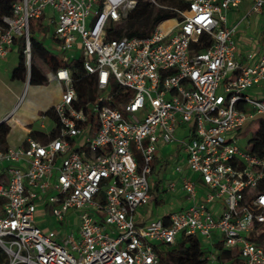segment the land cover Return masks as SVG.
<instances>
[{
  "label": "built area",
  "instance_id": "2783aa9c",
  "mask_svg": "<svg viewBox=\"0 0 264 264\" xmlns=\"http://www.w3.org/2000/svg\"><path fill=\"white\" fill-rule=\"evenodd\" d=\"M175 2L15 0L2 18L0 60L22 39L28 81L31 24L50 15L64 59L79 51L97 95L75 105L69 69L50 70L47 81L60 88L47 109L53 134L44 143L0 141V264H160L158 251L183 237L198 238L211 264L221 250L237 253L242 264H264V156L248 142L242 150L232 136L264 116V97L246 94L264 83V47L239 63L227 12L242 0ZM249 2L244 17L264 12V0ZM140 4L170 17L147 36L113 37ZM167 20L173 23L162 27ZM23 97L1 123L9 124ZM181 126L186 169L202 186L180 174L189 204L141 223L136 210L150 199L156 146L173 141ZM167 189L176 192L175 183ZM46 215L57 229L37 224Z\"/></svg>",
  "mask_w": 264,
  "mask_h": 264
},
{
  "label": "crops",
  "instance_id": "0c3cea01",
  "mask_svg": "<svg viewBox=\"0 0 264 264\" xmlns=\"http://www.w3.org/2000/svg\"><path fill=\"white\" fill-rule=\"evenodd\" d=\"M250 6L249 0H242L238 9L230 10L227 12V25L236 26L234 33V40L237 43V59L240 64L246 62V54L253 52L255 55L264 47V36L260 40L251 38L252 32L248 29L250 25H256L259 22L261 14H255L249 21L248 18L253 14L244 17L248 12ZM240 8V9H239ZM53 17L50 15L41 17L33 23L43 26H53ZM41 29L34 31V36L40 41L43 37ZM51 38L56 44L57 42L52 37H48V41L44 46L50 49L52 42ZM57 51L61 52L58 44ZM19 50L18 41L15 42L9 49L7 54L0 60V122L2 119L10 114L16 107L18 99L25 95L29 90L35 94L31 103L18 112L20 104L16 109L14 115L9 120V132L6 136V146H18L25 140L26 137H32L37 141L44 143L53 134L54 120L45 115V110L52 107L59 100L60 88L56 82H48L46 85H30L29 79L25 81L16 80L12 77L13 70L19 63ZM51 69L49 68L48 71ZM48 71H45L47 73ZM51 83L53 87L46 89V86ZM35 89L37 91H32ZM41 89V90H40ZM253 95H264V83L258 87H253L249 90ZM49 121H48V119ZM46 119L50 122V127L46 124ZM39 124L36 126V124ZM16 126V127H15ZM30 132L34 133V137L30 136ZM233 134V133H232ZM187 135L185 127H179L174 134V140L169 143L159 142L156 146V152L150 165V174L155 175L157 182L149 184L150 199L147 204L137 208L136 220L139 222H147L151 219L161 218L166 214L171 213L173 206L171 200L175 197L179 199L180 208L182 209L189 204L187 195L181 190L180 178L184 175L186 178L191 179L198 187H201L199 176L186 169L185 166V153L179 146V141ZM238 139V135L234 134ZM181 166L182 172H177L176 167ZM174 182L176 185V192H170L167 185ZM140 209V210H138Z\"/></svg>",
  "mask_w": 264,
  "mask_h": 264
},
{
  "label": "trees",
  "instance_id": "16d2710c",
  "mask_svg": "<svg viewBox=\"0 0 264 264\" xmlns=\"http://www.w3.org/2000/svg\"><path fill=\"white\" fill-rule=\"evenodd\" d=\"M15 0H0V23L2 18L11 15V6ZM169 3H176L175 0H168ZM170 17L168 14L156 13L153 8L146 4H140L135 11L130 15L127 27L125 30H118L112 33L113 37L126 36H147L156 21ZM141 28H139V26ZM138 26V27H137ZM36 29H42L40 24H31L30 29V43H31V60L29 68V84L30 85H46L47 78L45 71L41 65L47 66L55 71L58 68L66 67L71 73V80L76 91L75 105L84 106L92 103L97 95V89L94 84V79L88 75L83 68V58L72 59L66 61L62 57L53 55L42 42L34 36ZM23 40H18L19 63L13 70L12 77L16 80H26V67L24 64V57L22 54ZM203 45L199 49H204ZM38 61V64L35 62ZM35 89H32L34 91ZM41 90V89H40ZM37 91V90H35ZM45 115L54 120L52 110H47ZM87 124H92L89 133L92 135L96 129V123L93 116L90 114ZM9 132V127L5 123H0V141L6 146V136ZM30 136L34 137V133L30 132ZM251 151L264 156V120L261 121L256 133L248 141ZM152 162L150 163V165ZM160 264H211L201 250L200 240L196 237H183L174 245L166 246L160 249ZM235 261L242 264V261L237 253L227 250H221L217 255V263L224 264V262Z\"/></svg>",
  "mask_w": 264,
  "mask_h": 264
},
{
  "label": "rangeland",
  "instance_id": "374dc122",
  "mask_svg": "<svg viewBox=\"0 0 264 264\" xmlns=\"http://www.w3.org/2000/svg\"><path fill=\"white\" fill-rule=\"evenodd\" d=\"M236 9H238V7ZM254 15L255 14L253 13L248 18V20L250 21ZM126 26H127V24L123 26V30H125L124 28H126ZM139 28H141V27L139 26ZM248 29L252 32L251 38H255L256 40L257 39L260 40L261 37L264 36V16H260L259 22L256 25L251 24L250 25V28H248ZM40 32L43 35V37L41 39V42H42V44H45V42L48 41V37H51V35L53 33V26H49V27L48 26H43ZM49 39H50V42H52V45H51L50 49H48V50L53 55H56L58 57L64 58V55L61 52L57 51V44L51 38H49ZM47 48H48V45H47ZM78 48H79V46H76V49H78ZM76 49H74L72 51V53ZM79 58H80V53H79V51H77V53L74 55V59H79ZM35 62L38 64V61L37 60H35ZM39 65L41 66V68L44 71H48L49 70V68L47 66H43L41 64H39ZM52 87H53V84L49 83L46 86V89H50ZM246 94L249 97H251V98L264 97V95L255 96V95L252 94V92H249V91L246 92ZM33 96H35L34 93H32L29 90L26 91V93H25V95L23 97V100L20 103V107L18 109V112H21L25 108V106H28L31 103V100H32ZM246 110L248 112H251V109L249 107H247ZM47 119H46L45 122H46L47 126H49L50 125V122H48L49 119H48V121H47ZM262 120H264V116H262V115H254V117L252 119L248 120L246 122V124L239 131H235V133L232 134L233 137H235L234 134L238 135L237 142H238V145L240 146V148L242 150H246L247 149V142H248V140L255 133V131L257 130L258 124ZM38 124H39V122L36 124V126ZM147 181H148V183L151 186V184H153V183L155 184L157 182V178H156L155 175H152V176L151 175H148L147 176ZM171 205L173 206V209H172L171 212H174V211L179 210V208H180L179 199L174 197L171 200ZM138 210H140V209H138ZM36 216H37V218H40V215H36ZM66 220H68L67 221V224H68L67 225V228H69V229L72 228L73 224L71 223V221H69L70 220V217L67 216L66 217ZM37 224L39 226H41V227H48V228H51V229H57L59 227V225L57 224V222L51 216H48V215L45 216V219L44 220L39 221ZM224 264H240V263L235 262V261H233V262L232 261H228V262H224Z\"/></svg>",
  "mask_w": 264,
  "mask_h": 264
},
{
  "label": "bare ground",
  "instance_id": "6f19581e",
  "mask_svg": "<svg viewBox=\"0 0 264 264\" xmlns=\"http://www.w3.org/2000/svg\"><path fill=\"white\" fill-rule=\"evenodd\" d=\"M172 23H173L172 20H167V21H165V22L162 23V27H166V26H168V25H170V24H172ZM15 127H16V126H15Z\"/></svg>",
  "mask_w": 264,
  "mask_h": 264
},
{
  "label": "water",
  "instance_id": "95a60500",
  "mask_svg": "<svg viewBox=\"0 0 264 264\" xmlns=\"http://www.w3.org/2000/svg\"><path fill=\"white\" fill-rule=\"evenodd\" d=\"M1 123V122H0Z\"/></svg>",
  "mask_w": 264,
  "mask_h": 264
}]
</instances>
